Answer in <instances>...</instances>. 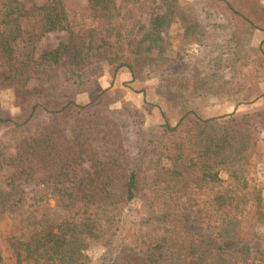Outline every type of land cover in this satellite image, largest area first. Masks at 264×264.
Segmentation results:
<instances>
[{
  "label": "trees",
  "instance_id": "obj_1",
  "mask_svg": "<svg viewBox=\"0 0 264 264\" xmlns=\"http://www.w3.org/2000/svg\"><path fill=\"white\" fill-rule=\"evenodd\" d=\"M160 1L167 3L166 13L152 17L139 31V35L147 31L151 37L144 34L142 41H150L159 51L165 44L163 24L174 20L176 9L182 20L191 21L177 0ZM86 2L89 16L74 12L66 0L41 4L0 0V89L22 91L20 116L0 124L23 127L40 109L75 119L70 136L39 133L23 139L14 155L0 151V172L10 171L0 189V213L17 211L32 201L17 221L0 230V264H90L87 252L93 244L113 250L117 243L108 264H264L258 233L264 226V199L254 161L257 136L246 127L229 133L223 118L186 123L187 113L172 126L162 114L159 146L167 165L161 172L176 183V190L162 202L166 212L154 218L167 229L144 241L139 224L126 222L128 207L143 187L150 191L149 208L156 204L160 178L143 177L147 151L133 155L127 140L116 133L117 117L107 107L111 100L107 90L84 105L75 99L94 87L88 66L105 60L113 67V79L121 68L132 69L127 59L109 54L115 45L105 40L97 44L95 39L99 29L120 19L115 0ZM233 14L247 26L258 27L253 17L235 9ZM56 32H66L68 41L35 59L36 44ZM40 66L58 70V88H27ZM97 106L102 108L93 110ZM25 184H34L33 198L29 199ZM49 195L57 205L68 197L65 217H52ZM179 211L195 212L204 231L188 224ZM129 234L131 246L124 243Z\"/></svg>",
  "mask_w": 264,
  "mask_h": 264
},
{
  "label": "rangeland",
  "instance_id": "obj_2",
  "mask_svg": "<svg viewBox=\"0 0 264 264\" xmlns=\"http://www.w3.org/2000/svg\"><path fill=\"white\" fill-rule=\"evenodd\" d=\"M38 1L41 4L43 0ZM86 1L66 0V3L74 12L89 16ZM177 2L191 17V21L182 20L183 15L176 9L174 20L163 24L161 31L165 44L159 51L150 41H142L147 31L140 35L139 31L142 26L149 25L152 17L163 16L167 3L160 0H115L120 19L106 29H99L95 39L97 44L105 40L115 45L108 49L109 54L121 56L122 61L127 59L132 69L121 68L113 79V67L105 60L88 66L94 75V87L75 96L76 101L84 105L107 90L111 98L106 101L107 107L117 117L116 133L127 140L126 147L133 150V155L144 149L147 151L143 157V177L160 178V196L156 204L149 208L150 191L143 187L125 214L126 222L139 224L144 241L154 240L159 234H164L163 230L167 227L154 216L159 217L166 212L162 202L176 190V183L164 177L161 172V168L167 165L159 146V137L165 123L163 113L167 114L172 126L190 113L186 123L197 118H223V126L229 133L246 127L249 134H255L257 154L254 161L264 199V0ZM234 9L253 17L258 27L247 26L233 14ZM187 28L188 36L184 37ZM149 36L146 34L147 38ZM67 41L66 32L46 34L36 44L35 59ZM138 45L140 49H136ZM60 81L61 75L53 66H40L27 88L31 91L58 88ZM21 93L16 88L0 89V120H13L20 116L18 99ZM101 108L97 106L93 110ZM74 121L73 117L56 116L40 109L34 119L23 127L0 124V151L5 150L14 155L23 139L39 133L61 132L70 136ZM89 167L90 164L86 163L85 168ZM9 174V170L0 172V189L5 188ZM23 187L29 199L33 198L34 184H25ZM47 201L54 219L67 215L65 204L68 197L61 200L62 205H57V200L51 195ZM31 203L28 201L25 207L11 213H0V230L8 229ZM182 214L188 218V224L204 231L205 226L195 212H177V215ZM129 227L131 225L126 226ZM258 233L262 236L264 251V226L258 228ZM132 240L129 234L124 243L131 246ZM114 249L93 244L87 252L90 264H108L114 256Z\"/></svg>",
  "mask_w": 264,
  "mask_h": 264
}]
</instances>
